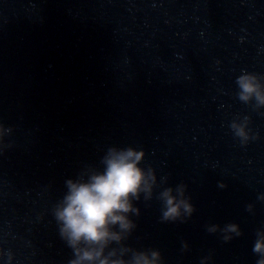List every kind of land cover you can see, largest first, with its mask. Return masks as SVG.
Returning <instances> with one entry per match:
<instances>
[{
  "label": "water",
  "instance_id": "obj_1",
  "mask_svg": "<svg viewBox=\"0 0 264 264\" xmlns=\"http://www.w3.org/2000/svg\"><path fill=\"white\" fill-rule=\"evenodd\" d=\"M244 73L264 85V0H0V264H69L54 206L110 147L144 151L151 186L126 246L257 264L264 106L238 98ZM167 187L190 198L183 222H161Z\"/></svg>",
  "mask_w": 264,
  "mask_h": 264
},
{
  "label": "clouds",
  "instance_id": "obj_2",
  "mask_svg": "<svg viewBox=\"0 0 264 264\" xmlns=\"http://www.w3.org/2000/svg\"><path fill=\"white\" fill-rule=\"evenodd\" d=\"M260 80L255 74L240 75L236 80L240 89L238 98L244 103L254 98L258 106H264V85ZM231 128L236 136H245L243 128L235 122H232ZM11 133V127L0 124V151L11 147L4 144V138ZM144 156V151L132 147H110L102 159L105 166L102 171L91 170L86 180L81 176L65 181L67 191L54 206L53 217L61 239L72 249L74 258L69 264H163L158 250L139 251L124 244L137 226L127 214L140 215V209L134 207L132 201H139L141 192H151L145 171L139 166ZM148 171L153 172L151 168ZM152 179L155 180L154 174ZM184 189V184L178 185L181 197L184 196ZM172 192L173 189L167 187L159 193L158 199L163 205L161 222H183L180 219L182 215L190 217L194 212L190 198L178 201ZM150 198L146 196V199ZM259 198L264 200V195ZM207 230L213 233L216 227ZM226 230L235 232L237 236L242 234L235 223H229ZM257 236H260V231ZM230 239L224 237L225 241ZM114 244L117 247H112ZM252 250L260 257L257 264H264V237L256 239ZM129 253L130 256L125 259Z\"/></svg>",
  "mask_w": 264,
  "mask_h": 264
}]
</instances>
